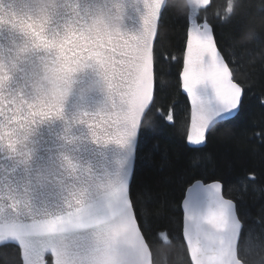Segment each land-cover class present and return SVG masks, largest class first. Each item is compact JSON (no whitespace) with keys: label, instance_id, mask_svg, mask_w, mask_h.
I'll use <instances>...</instances> for the list:
<instances>
[{"label":"snow or ice","instance_id":"obj_1","mask_svg":"<svg viewBox=\"0 0 264 264\" xmlns=\"http://www.w3.org/2000/svg\"><path fill=\"white\" fill-rule=\"evenodd\" d=\"M243 4L226 0L215 15L229 22ZM179 7L171 0H0V163L8 174L0 185V247H18L22 264H158L135 169L165 14L176 16ZM211 7L212 0H189L182 17L193 146L236 120L245 95L207 19ZM85 73L89 82L77 95ZM158 151L149 153L153 161ZM194 152L190 165L215 163ZM159 159L160 168L170 163ZM224 188L220 180L198 181L182 197L191 264H252L248 248L264 252V235L246 231L247 182L238 199L225 198Z\"/></svg>","mask_w":264,"mask_h":264},{"label":"trees","instance_id":"obj_2","mask_svg":"<svg viewBox=\"0 0 264 264\" xmlns=\"http://www.w3.org/2000/svg\"><path fill=\"white\" fill-rule=\"evenodd\" d=\"M179 4L176 16L165 14L157 51L163 54L156 66L155 101L146 115L139 140L134 192L147 209L144 220L149 225L147 238L158 264H191L182 238V197L195 181L224 183V196L238 199L247 182L241 207L246 231L264 235V0H244L243 7L226 23L215 15L226 0H212L208 21L214 26L219 48L225 55L234 79L245 89L241 115L226 126L212 130L203 148H191L187 142L190 105L182 93L180 75L186 40V0ZM181 17V18H177ZM204 18L201 12V19ZM176 59L163 58L167 54ZM173 115L169 122L167 116ZM160 128L153 135L148 127ZM158 146L156 159L149 155ZM215 162L195 167L189 164L194 150ZM160 154L169 165L160 168ZM254 174L253 181L249 176ZM167 237V239H165ZM242 239V243H243ZM182 246V247H181ZM252 264H264V252L252 244L248 250ZM0 264H22L18 247H0Z\"/></svg>","mask_w":264,"mask_h":264},{"label":"water","instance_id":"obj_3","mask_svg":"<svg viewBox=\"0 0 264 264\" xmlns=\"http://www.w3.org/2000/svg\"><path fill=\"white\" fill-rule=\"evenodd\" d=\"M5 2L7 3L8 0H5ZM62 2L64 3H68V4H75L76 3V0H62ZM187 4L189 5V0H186ZM181 75H182V72H181ZM181 75H180V79H181ZM78 79L81 81V83H78L75 87V93L78 95L79 92H80V89L82 88H85L89 82V74L85 73V74H82L81 76L78 77ZM181 88H182V79H181ZM182 93L187 97L186 93L183 92V88H182ZM188 99V98H187ZM154 101H155V96H154V100H153V103L150 105V109L151 107L153 106L154 104ZM189 101V104H190V100L188 99ZM190 107H191V104H190ZM149 112V111H148ZM148 112H146L144 118H143V121L146 117V115L148 114ZM143 121H142V124H143ZM189 130H190V125H189ZM141 135V134H140ZM139 140H140V136H139ZM205 145V144H204ZM204 145H201V146H193V145H190L191 147H202ZM6 174L5 171H4V167H3V163H0V185L3 184L4 180H5V177H6ZM10 178V177H9ZM197 183V182H196ZM194 183V184H196ZM203 183V182H202ZM224 194V193H223ZM21 259H22V256H21Z\"/></svg>","mask_w":264,"mask_h":264},{"label":"clouds","instance_id":"obj_4","mask_svg":"<svg viewBox=\"0 0 264 264\" xmlns=\"http://www.w3.org/2000/svg\"><path fill=\"white\" fill-rule=\"evenodd\" d=\"M38 2L47 6H55L59 0H38Z\"/></svg>","mask_w":264,"mask_h":264},{"label":"bare ground","instance_id":"obj_5","mask_svg":"<svg viewBox=\"0 0 264 264\" xmlns=\"http://www.w3.org/2000/svg\"><path fill=\"white\" fill-rule=\"evenodd\" d=\"M208 142V141H207Z\"/></svg>","mask_w":264,"mask_h":264}]
</instances>
